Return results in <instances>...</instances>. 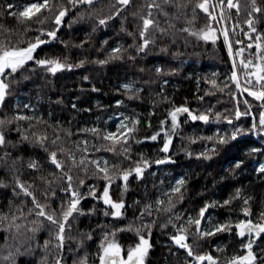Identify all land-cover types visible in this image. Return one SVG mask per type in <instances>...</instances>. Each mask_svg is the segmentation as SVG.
<instances>
[{"label":"trees","instance_id":"obj_1","mask_svg":"<svg viewBox=\"0 0 264 264\" xmlns=\"http://www.w3.org/2000/svg\"><path fill=\"white\" fill-rule=\"evenodd\" d=\"M218 1L212 0L211 3L216 5L215 8L210 7L216 16L212 20L197 7L202 0H173V3L131 0L119 16L102 26L98 24L97 17L114 12L118 7L117 0H96L91 7H71L68 0H53L54 5L62 3L69 7V11L59 26L57 37L37 49L35 55L37 58L59 57L61 60L66 57L67 62L73 65L81 60L85 63L52 75L29 61L6 80L10 87L0 104V118L12 120V123L4 126L6 144L0 146V157L9 153L6 159H0V264H55L57 255L62 256V264H81L84 258L86 264H98L100 243L105 233H109V240L121 245L125 254L139 243V235H145L151 247L144 264H186L185 250L180 249L171 236L176 234V226L185 224L187 217H197L200 208L214 202L216 206L207 209L201 224L210 227L229 222L233 226L232 231L194 241L190 237L194 250L210 253L217 258L218 264H229L235 256L246 254L241 241L246 243L247 237H239L234 225L245 218L244 207L250 209L253 221L264 223L260 219V213L264 212V173L257 167V163L264 161V144L255 139V129L248 131L255 122L258 133L264 132V126L259 125L264 101L256 100L237 88L231 76L237 70L243 88L259 90L255 77L246 75L253 68L245 69L240 61L264 62L260 59L264 57V14H253V26L257 31L252 33L246 23L251 0H238V14L235 8H227V0H224L223 19ZM30 2L34 0H0V41L24 47L29 39L39 35L37 29L51 30L55 27L52 14L43 10L42 14L48 17L43 24L35 23V18L21 23L17 17L8 14V3L20 11ZM152 2L160 4L159 9H152V18L166 32L161 34L150 27L149 38L154 43H150L145 51L138 52L130 46L141 42L137 34L142 28L139 17L147 15V4ZM174 3L184 7L177 10ZM256 3L264 9V0H256ZM208 26L216 29L218 38L215 42L190 34L199 33ZM182 28L189 31H181ZM224 29L228 31L232 45L231 55L224 41ZM129 32L137 35L129 36ZM256 36L260 39L257 40ZM41 38L49 39L46 36ZM237 40L241 43L237 44ZM256 44L262 47L257 50ZM114 47L123 49L119 54L122 58L108 59ZM241 48L244 49L242 53L239 51ZM100 59H106L107 63H96ZM157 67L162 71L157 72ZM84 76L88 79H83ZM248 80L251 84L247 83ZM125 84L132 85L131 90L125 89ZM118 100L122 103L117 104ZM32 104L37 106V114H31L29 105ZM182 105L195 113L209 114V122L192 121L188 116L178 114V127L172 130L169 112ZM237 108L242 113L247 111L248 115L235 118ZM209 109L211 113H208ZM216 112L221 114L219 120L214 115ZM17 115L34 119H13ZM224 117L232 123L229 124ZM134 120L139 123L133 133L126 134L129 137L127 154L119 144L115 153L108 151L113 142L104 140L103 134L116 132L121 124L132 127ZM161 121L166 123L161 124ZM236 128L245 131L226 144L216 143L215 151L212 150L214 141L205 139L217 130L230 134ZM85 129H97L98 133ZM33 133L46 134L44 145ZM156 133H159L156 140L146 139ZM166 133L172 135L167 153L162 151ZM23 136H28V139L24 140ZM53 140H56L55 144ZM84 141H87V152L82 150ZM61 147L76 156L77 166L72 168V175L74 185L78 179H84V184L78 186L84 198L78 205L83 214H74L76 219L70 233L66 230V236L71 239L66 238L63 249L58 250L54 247V227L46 221L40 224L44 218L36 217L34 211L30 214L34 208L32 197L23 192L17 179L39 202L47 203L59 212L61 202L67 205L69 194L61 190L66 182L58 178L59 170L51 165L48 154ZM253 149L258 151L253 152ZM82 156L85 157L87 173L78 163ZM165 157H170L169 163L161 166L155 163V160H164ZM58 158L66 159V155L61 157L58 152ZM90 159L107 160L109 166L117 165L115 170L110 167V173L131 169L142 159L149 160L151 166L145 168L143 176L130 175L126 188L121 178L112 180L109 194L114 201H124L122 216L113 217L110 214L113 209L97 198L102 196L107 182L96 174L93 165L87 163ZM30 161H36L39 168H29ZM237 161L243 163L237 167ZM178 174L184 180L181 192L167 193L159 198L162 185ZM45 180L53 183L48 184ZM90 185L95 186V197L87 194ZM237 189L239 196L236 195ZM181 193L183 198L177 200ZM168 195L173 198V209L170 212L157 211L156 201H167ZM230 198V204L224 205L223 201ZM146 205L151 207L146 210ZM106 211L109 215L104 214ZM177 215L179 220L175 219ZM145 224H151L150 236L149 230L143 227ZM34 227L39 230L33 232ZM129 227L132 230H128ZM135 229L140 230L139 234ZM88 233L91 239H86L85 234ZM45 240L50 241L47 248ZM261 249H264V237L253 244V251L259 258L255 264L264 261Z\"/></svg>","mask_w":264,"mask_h":264},{"label":"snow or ice","instance_id":"obj_2","mask_svg":"<svg viewBox=\"0 0 264 264\" xmlns=\"http://www.w3.org/2000/svg\"><path fill=\"white\" fill-rule=\"evenodd\" d=\"M166 2L173 3V0H166ZM68 4L71 7H76L77 5H87L89 7L93 6L94 0H68ZM131 4V0H117L118 7L114 12H112L109 15H105L103 17H97V21L99 25L106 26L107 22L109 20H112L114 17L119 16L121 11L125 8H127ZM177 10L184 7V5L180 3H174L173 5ZM197 7L202 9L205 13L208 14V16L215 20L216 16L213 14L212 11H210L211 8H215L216 5L209 4V0H202ZM15 6L12 3H8L6 5V9L9 10L8 14L17 17L19 22L24 23L26 21H33L38 24H43L45 20H47V16H44L42 14V10L45 12H48L52 14V19L54 22L55 27L51 30L39 28L37 31L39 32V35L35 36L34 38L29 39L26 42V46L19 47L15 45H8L5 42L0 41V104L5 99V96L7 95V90L9 89L10 85L6 82L7 78L11 76L13 73H16L19 69H22L29 61H33L35 65L40 66L46 72L55 75L58 72H62L65 70H72L73 67H80L85 63L84 60L79 61L78 64L73 65L72 63L67 62V58L65 57L64 60H61L59 57H45V58H37L35 53L37 52V49H40L42 45H45L49 42V40H53L57 37V31L59 30V26L63 22V18L67 15L69 11V7L64 6L62 3H57L54 5L53 0H34V2H30L23 6L22 10L16 11L14 10ZM55 8V11H54ZM159 9L160 4L156 2L148 3L147 4V15H141L139 19L142 21V28L137 33L140 37L141 42L136 45H131L130 47H134V49L138 52L145 51L150 43H154V40L149 38V29L150 27L155 28L159 33L163 34L166 32V29L159 27V25L156 23V21L152 18V9ZM227 8L232 9L235 8L237 10V14L239 13V3L238 0L236 3L233 2V0H227ZM254 13H261L264 14V9H262L260 6L257 5L256 0H251V11L248 12L249 19L246 21V23L249 26V29L252 33H255L257 29L253 26V14ZM135 16L136 13H133ZM167 15V13H165ZM220 17L221 19L224 18V0H220ZM27 30V29H26ZM11 31V30H8ZM181 31L188 32V28H182ZM137 34H134L132 32H129V36H135ZM192 35H198L205 41H213L215 42L217 37L216 29L208 26L206 29L201 30L199 33H190ZM224 34V41L228 44V52L229 55L232 54V45L229 42V35L227 29L223 30ZM42 36H46L49 39H43ZM249 39L251 40L252 37L250 36ZM256 39L259 40L260 36H256ZM83 41L81 42V45H83ZM237 44L241 43V41L237 40ZM249 48H251V44L248 45ZM262 47L261 44H256L257 50H259ZM165 49H162V51ZM123 51L120 47H114L111 49V54L109 55L108 59H117L122 58L119 54ZM241 53L244 51L243 48L239 50ZM262 61H264V57H260ZM96 63L99 64H105L107 63L106 59H100L97 60ZM242 65H244L245 69L248 68H254L255 71L252 72H246V75L249 77H255V80L259 86V90H253L251 87H244L242 91L249 93L250 96L255 97L256 100L264 101V62L254 64L251 60H249L247 63L242 59L240 61ZM233 68H235V60L233 61ZM157 72H161L162 69L159 67L156 68ZM231 78L236 81V87H240L239 78L237 77V74L235 71L232 72ZM83 79L87 80L88 77L84 76ZM213 84L216 83V81H212ZM248 84H251V80L247 81ZM227 86V85H226ZM125 89L131 90L132 85L125 84L123 85ZM138 91V90H137ZM122 103V101H117V104ZM245 104H247V100L244 101ZM27 107V106H26ZM75 107V105H73ZM211 109L208 110V113H211ZM180 113H186L187 116L192 121H203L205 123H208L210 120V116L207 113H194L186 106H179L175 107L169 112V116L171 117V129L175 130L178 127V114ZM215 117L217 120L221 118V114L219 112H216ZM235 118H239L242 115H248V112L245 111L244 113L240 112L239 109L234 113ZM15 120H31L34 119V117L30 116H23V115H17L13 117ZM224 119L228 120V123L231 124L232 121L228 119L227 117H224ZM12 120H7L5 118H0V146H4L6 144V133L4 131V126L6 124H11ZM139 123L138 120L132 121V127H128L127 125L121 124V127L117 129L116 132H106L103 134L102 138L104 140L112 141L113 144L107 149L111 152H116L117 147L116 145L119 144L121 149L125 154H127L128 149L126 147L128 135L135 131L136 125ZM166 123V121H161V124ZM259 125L264 126V111H261L259 113ZM150 126V123H149ZM257 127L256 123L254 122L252 124V128L248 129V131H251ZM84 131H92L93 133H98L97 129H85ZM161 131H164L162 128ZM245 131L242 128H236L234 131H232L230 134H222L219 130H217L214 135L208 136L205 139L209 141H214L212 150L215 151L216 143L219 144H226L229 142V140H235L237 136ZM119 133V135H117ZM34 136H36L37 141L44 145L45 141L47 140L46 134H36L33 133ZM159 133H156L154 135H151L150 137H146V139L156 140ZM123 138V139H121ZM24 140L28 139V136H23ZM59 139V137H57ZM172 135L166 133V139L163 143L162 151L167 153L169 151V144L171 143ZM53 144L56 143V140L52 141ZM84 147L83 151L87 152V141H84ZM79 147V145H77ZM253 152L258 151L257 149H253ZM58 152L61 154V157H64L66 155V159L64 158H58ZM9 153H5L4 157H0V159H6ZM48 159L51 162V165L54 166L57 170H59V179L66 182V186L63 187L61 190L65 193L69 194V199L67 202V205H65L63 202L59 205V212H57V209L51 208L49 204L47 203H41L36 199V196L29 191L28 187H25L23 183H20L17 179V183L19 184V187L23 190V192L32 197V202L34 205V208L30 210V214L34 211L36 217H42L43 220H40L39 223L43 224L45 221L55 229L54 233V239H55V245L58 250H62L64 247V242L67 239H71L70 236H66V230L70 233L72 228V222L75 221L76 216L74 214H83L82 210L78 208V205L80 204L81 199L84 198V194L80 193L78 190V186H82L84 184V179L80 178L74 185V177L72 175V168L77 166V160L76 156L73 152L69 150H65L64 148H58L56 150L51 151L48 154ZM170 157H165L164 160L157 159L155 160L156 164L164 163L165 160H169ZM79 165L83 166L82 171L85 173L88 172L87 164L85 162V157H81L79 160ZM87 163L94 166L96 170V174L98 176H102V178L107 182L106 185L103 188L102 196L97 197L98 199H102L103 203L106 205H110L111 209V215L113 217H120L123 215L122 209H124L125 204L122 199L119 201L112 200L110 194H109V187L112 183L113 178L119 177L125 182V188H126V182L129 179V176L133 173L136 174L137 177H142L144 174V170L147 167H150V162L147 159H142L140 161H137L135 163V167L131 169H121L118 171H112L110 173V167L112 169H117V165H111L109 166L107 160L99 161L90 159L87 161ZM243 163L242 161H237L236 166L239 167L240 164ZM29 168L32 169H38L39 165L36 161H30L28 164ZM259 171L261 173H264V164L260 165ZM55 175V174H51ZM44 179L43 177H41ZM46 183L51 184L53 183L52 180H45ZM184 184V180L180 179L176 181V187L171 189L172 193H180L181 192V186ZM88 195L96 196V189L95 186L90 185L89 186V192ZM239 189L236 191V195L239 196ZM47 196V193H45ZM53 196H55V192L52 193ZM183 198V195L181 193L180 196L177 197V200H180ZM231 199L224 200L223 204L228 205L231 202ZM157 211H165L170 212L173 207V198L171 195H168L167 201L165 200H157ZM244 204L247 205L248 201L245 200ZM210 206H216V202H214L213 205L205 204L204 207L199 209L197 217L193 218L191 216L187 217L185 224L176 226V234L171 236V240L174 241V243L180 248L185 250L186 253V264H218L217 258L213 257L208 252H201L196 251L193 248L192 242H190V237H192L193 241L196 239H202L204 237H211L219 232L224 231H232V225L229 222L225 223H218L216 225H211L208 228H202L201 223L202 220L205 217V213L207 209ZM151 205H146L145 209L147 210L150 208ZM242 212L245 214L244 219L238 220L234 227L236 230V233L239 237L244 238L247 237V242L241 241V247L243 249H246V254L244 255H238L235 256L229 264H255V262L259 259L255 252L253 251V244L255 242V239L257 237H260L261 234H264V223L257 222L254 223L253 220L250 218L251 213L250 209L248 207L242 208ZM105 215H109V213L106 211L104 213ZM151 215V212L148 213ZM13 219H16V217H13ZM176 220H179L180 217L177 215L175 216ZM260 219L264 220V212L260 213ZM169 222H172V218H170ZM33 223H37V221H33ZM151 223H155V221H152ZM209 224L211 222L209 221ZM144 228L148 229V235L150 236V228L151 224H145L143 225ZM38 228H33L32 231H38ZM120 231L124 229H118ZM128 230H132L131 227L128 228ZM135 231L139 234V229H135ZM114 235V233H112ZM109 233L104 234V238L101 240L100 243V253L98 255L99 264H144V258L148 253L149 248L151 247V244L149 243V239L145 238V235H139V243H137L134 247H131L125 256L122 254L123 250L121 248V245L116 243L114 240L108 239ZM86 239H91V234H85ZM50 241L45 240L44 246L45 248L48 247ZM81 245L83 244V241L80 242ZM262 255H264V249H261ZM55 264H62V256L57 255L55 258ZM81 264H86V258H84L81 261ZM262 264H264V261H262Z\"/></svg>","mask_w":264,"mask_h":264},{"label":"rangeland","instance_id":"obj_3","mask_svg":"<svg viewBox=\"0 0 264 264\" xmlns=\"http://www.w3.org/2000/svg\"><path fill=\"white\" fill-rule=\"evenodd\" d=\"M211 3H212V0H209V4L210 5H211ZM224 4H225V1H224ZM218 7L220 8V1H218ZM252 70L255 71L254 68ZM234 71L236 72L237 77L239 78V74H238L237 70H234ZM239 82H240V80H239ZM240 89H243L241 83H240ZM29 110L31 111V114H37L36 113V111H37V106L36 105H33V104L31 106L29 105ZM262 133L264 135V132H262ZM260 134H261V132H259V135L258 134L256 135L255 132H254V137H255V139L260 140V141H262L264 143V138H262L261 137L262 134L261 135ZM261 164H264V161H261V162L257 163L258 170H259ZM180 179H183L182 178V175L181 174H178V175L173 176L168 182H166L165 184H163L162 185V188L160 190V196H159V198L161 196H164L167 193H172L171 192V189L177 186L176 185V181L177 180H180ZM201 227L202 228H208V226L206 224H204V223L201 224Z\"/></svg>","mask_w":264,"mask_h":264},{"label":"water","instance_id":"obj_4","mask_svg":"<svg viewBox=\"0 0 264 264\" xmlns=\"http://www.w3.org/2000/svg\"><path fill=\"white\" fill-rule=\"evenodd\" d=\"M96 0H94V2H95ZM192 111V110H191ZM194 112V111H193ZM195 113V112H194ZM180 116H187V114L186 113H180ZM170 162V159L169 160H165V162L164 163H161V164H157L158 166H161V165H164V164H167V163H169ZM106 205V204H105ZM107 206H110V205H107ZM254 223H257V222H255V221H253ZM262 237H264V234H261V236L260 237H257L256 239H255V241H258L260 238H262ZM122 254L124 255V253L122 252ZM206 264H207V262H205ZM98 264H99V262H98Z\"/></svg>","mask_w":264,"mask_h":264},{"label":"flooded vegetation","instance_id":"obj_5","mask_svg":"<svg viewBox=\"0 0 264 264\" xmlns=\"http://www.w3.org/2000/svg\"><path fill=\"white\" fill-rule=\"evenodd\" d=\"M113 200V199H112ZM109 207H111V206H109ZM124 253V252H123ZM124 256H125V258H126V254L124 253Z\"/></svg>","mask_w":264,"mask_h":264}]
</instances>
